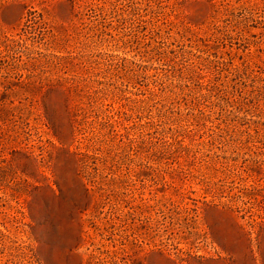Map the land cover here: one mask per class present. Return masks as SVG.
Listing matches in <instances>:
<instances>
[{
    "label": "rangeland",
    "instance_id": "obj_1",
    "mask_svg": "<svg viewBox=\"0 0 264 264\" xmlns=\"http://www.w3.org/2000/svg\"><path fill=\"white\" fill-rule=\"evenodd\" d=\"M0 264H264V0H0Z\"/></svg>",
    "mask_w": 264,
    "mask_h": 264
}]
</instances>
